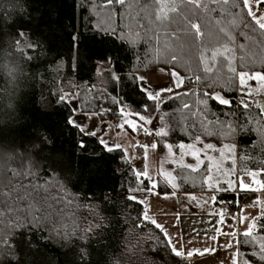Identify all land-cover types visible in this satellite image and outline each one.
<instances>
[{"label": "trees", "instance_id": "16d2710c", "mask_svg": "<svg viewBox=\"0 0 264 264\" xmlns=\"http://www.w3.org/2000/svg\"><path fill=\"white\" fill-rule=\"evenodd\" d=\"M151 3L0 0V179L12 181L0 188V264H192L144 218L135 198L169 193L170 187L159 177L154 184L138 177L121 148L109 150L70 124L74 110L60 99L66 93L74 96L78 112L100 122L119 120L125 112L139 122V116L152 120L160 114L169 130L157 137L158 151L167 143L182 159L171 167L177 192L208 191V162L198 166L199 159L228 145L235 149L238 173L257 172L264 184V99L239 97V74H264V36L229 27L234 43L228 42L215 21L226 23L232 15L219 10L196 11L212 20L210 35L196 39L193 32L182 42L163 32L157 36L154 16L141 11ZM226 7L251 22L243 0ZM222 42L232 48L235 71L217 57L205 72L200 47ZM107 63L111 74L100 91L94 86L97 66ZM157 69L175 71L183 83L149 99L138 74ZM25 191L32 196L19 199ZM236 192L220 191L215 204L237 211L241 196L250 192ZM262 243L264 214L250 236L239 235L238 264H264Z\"/></svg>", "mask_w": 264, "mask_h": 264}, {"label": "rangeland", "instance_id": "374dc122", "mask_svg": "<svg viewBox=\"0 0 264 264\" xmlns=\"http://www.w3.org/2000/svg\"><path fill=\"white\" fill-rule=\"evenodd\" d=\"M250 4L252 11L257 16L264 15V3H260L257 6V0H250ZM106 73H110V65L108 63L99 64L94 86L100 91H103L108 84L109 76ZM254 77L255 74L252 76L246 75L243 85L240 80V98L249 101L257 98L264 99V81ZM64 97L75 113H79L76 109L77 104L74 96L66 93ZM77 117L78 115L73 120H77ZM112 123L115 126H121L125 123L130 126V130H122L119 134L115 133L116 137H113V135L110 137L108 134H106V137L112 138L110 139L111 141H118L122 145L128 160L134 166L136 172L146 173V175H141V177L152 184L159 177L167 182L168 185L174 186L172 168L181 164L182 159L180 156L175 155L176 151L173 150L170 144L163 143L161 145L162 151H158L159 143L157 137L164 135H157L156 133L161 129L167 133L169 130V126L162 116L160 114L156 115L151 120V123H146V126L135 123V120L131 117H123L121 120L119 119ZM97 125L104 127L106 124H98L95 120H91L83 130L86 133H95ZM143 131L152 134L156 138V142L148 145H139L138 143V146L132 145L131 139L135 142L136 136ZM94 136L99 140L104 138L99 132L95 133ZM235 160V149L229 145L221 148L220 153L217 155L203 154L199 159L198 166L203 164L204 161L208 162L209 174L206 184L208 191L214 192V195L209 193L208 196L188 195L175 197L150 192L149 194L135 197L143 205L146 219L156 227L161 226L171 238L175 237L176 241H171L170 243L174 252H181L178 240L181 242L182 248H184L182 249L184 254L192 253L194 252L193 250L198 254L204 252L203 256L192 254L186 257V259L192 258V264H238L239 235H244L249 230V225L255 224L258 216L264 212V187H262L264 184L260 181L258 175L253 178L251 173L254 172L239 174ZM241 181L245 185L244 188L241 187ZM236 189L251 191L247 195L248 201L242 203L237 211L233 212L229 209L213 206L215 195L220 193V191ZM206 199L211 201V208L213 209L214 207V210H207ZM174 216L175 218H173ZM204 219L206 223L203 221ZM255 228L256 226L252 228L251 233ZM167 230L172 232V234ZM203 242H205L203 251L197 250L196 247Z\"/></svg>", "mask_w": 264, "mask_h": 264}, {"label": "snow or ice", "instance_id": "6c2138e0", "mask_svg": "<svg viewBox=\"0 0 264 264\" xmlns=\"http://www.w3.org/2000/svg\"><path fill=\"white\" fill-rule=\"evenodd\" d=\"M120 3L121 5L126 3V0H108V3ZM134 3H138V0H129V7H132ZM260 3H264V0H257V6H259ZM181 5L184 7L182 8ZM210 5H217L216 8L210 7ZM231 5V0H152L151 5H145L141 6V11L145 13V15H152L154 16V20L152 21L153 24L157 25L159 31L157 32V36L160 35L161 32L165 33L169 39H175L177 41H183V37H186L194 32V36L196 39H199L202 35H210V33L207 31V25L212 23V20L209 16H206L204 18H201L200 16L196 15V11L200 10L203 12H206L207 14H210L214 11L219 10L221 15H224L227 17V15H232L231 20H226L225 22H222L221 20H216V25H222L219 28V32L224 33V35L227 37V41L234 43V39L231 35V32L229 31V27L231 28H241L242 26V34L243 30L246 29L252 33H256L259 30V35L264 36V15L257 16L255 12L252 11V7L250 4V0H243L244 7L248 10L247 15L251 18V22H245L243 19L239 17L238 14H232L228 11V7ZM188 6H191V9L189 12H186L185 10L188 9ZM180 16H183L184 19H179ZM201 19L202 23H196L195 20ZM203 20H206L207 23H203ZM178 25L175 29H173L171 32H168L167 29L171 25ZM192 30V32H190ZM218 38V37H217ZM241 48L244 47V45H240ZM205 53H210V55L206 56ZM217 57H224L228 61V67L229 70L234 72L235 68L232 65V61L235 59L232 53V48L228 46L227 42H222L219 44L218 47H214L209 49L207 46L200 47V61L204 65L205 72H211L213 67H215V63L217 60ZM172 59H176V57H173ZM175 82L177 86H179L182 81L179 79L177 74L175 72L172 73ZM240 80L241 84L244 83V77L246 75H249L248 73H241ZM256 79L264 81V74H255ZM141 82V90L145 92L149 99H159L160 92L161 91H171V88H165L160 91H157L155 93L151 92L148 87L145 86L146 84V78L145 77H139L138 78ZM60 99L63 101L65 97L62 95ZM213 99L219 100L222 104H227L228 101L224 100L223 98L216 96L213 97ZM186 107V106H185ZM264 111V109H262ZM139 119L144 121L145 123H151L150 119H147L143 116H139ZM69 123L72 124L75 127H79L81 131H83V126L77 124V122L73 119L69 120ZM94 135L95 133H90ZM157 135H167V132H165L163 129H161L159 132L156 133ZM103 143V141H101ZM84 145L81 144V147ZM105 148H108V145H104ZM155 147V146H153ZM181 148H184V145L180 146ZM207 148L211 149L212 145H206ZM189 149H194V145H189ZM111 150V149H109ZM196 158L198 159V152ZM183 166V165H182ZM195 170V169H193ZM146 175V173H137V176ZM253 178H255L258 173H251ZM12 184V181L10 178H8L5 182L4 179H0V188L3 187H10ZM155 185H153L154 187ZM241 187L244 188L245 185L243 184V181H241ZM264 187V185H262ZM32 193L30 191H25L23 196H20L19 199H24L27 197H31ZM129 199H132V197H129ZM4 213L0 211V215H3ZM255 227V224L249 225V230L244 233L245 236L251 235L252 228ZM261 253L264 254V243L260 245ZM176 255H183L179 251H176ZM189 256L192 255L191 252L188 253ZM262 259H264V255H262Z\"/></svg>", "mask_w": 264, "mask_h": 264}, {"label": "crops", "instance_id": "0c3cea01", "mask_svg": "<svg viewBox=\"0 0 264 264\" xmlns=\"http://www.w3.org/2000/svg\"><path fill=\"white\" fill-rule=\"evenodd\" d=\"M173 72H175V71H167V70H165V69H157L156 71H154V72H149V73H141V74H138V78L139 77H145L146 78V84H145V86L146 87H148L149 88V90L151 91V92H153V93H155V92H157V91H160V90H162V89H165V88H171L172 90H174L175 88H179L181 85H182V83H183V78H182V76H180L178 73H176L177 74V76L179 77V79L182 81V83L179 85V86H177V84H176V82H175V79H174V77H173V75H172V73ZM162 92H169V91H161L160 93H162ZM76 109H78L77 107H76ZM76 115H78V117H77V120H75L76 122H77V124H79V125H82L83 126V129H84V127L86 126V125H88V123H89V121H91V120H95L98 124H101V123H103V124H106L104 127H101V125H97L96 126V128H95V133H97V132H99V134L101 135V136H104V138H103V140H100V141H103V145H108L109 147L107 148V149H114V148H121L123 151H124V149L122 148V145L118 142V141H114V140H110V139H112V138H107L106 137V134H108L110 137H111V135H113V137H116L114 134L116 133V134H119L122 130L124 131V130H130V126L128 125V124H123V125H121V126H115V125H113V123L112 122H114V121H109V122H100L98 119H97V117L95 116V115H93V114H81L80 112L79 113H75V111H74V118H76ZM123 117H127V118H129V114L128 113H123ZM123 117H121L120 118V120L123 118ZM125 119V118H124ZM127 120H129V119H127ZM131 122V121H130ZM135 123H137V124H139V125H141V126H146V123H144V121L142 122H139V121H136L135 120ZM83 132H84V130H83ZM143 132H145V131H143ZM139 133H141V132H139ZM95 135V134H94ZM131 144L133 145V144H135L136 146H138L137 145V142H136V139H135V142H134V140H132L131 139ZM148 144H150V143H148ZM148 144H145V145H148ZM158 148V147H157ZM124 153H125V151H124ZM125 155H126V153H125ZM127 157V156H126ZM158 178V177H157ZM166 184H167V182H166ZM168 185V184H167ZM169 187H170V189H171V192H169V193H164V194H166V195H170V196H175V197H178V196H194V195H199V196H202V195H205V196H208L209 195V193H211V194H213L214 195V192H210V191H206V192H197V193H180V192H177L176 191V187H175V183H174V186L173 185H168ZM237 190V192L236 193H238L239 191H241V190H238V189H236ZM249 192V191H248ZM251 192V191H250ZM252 193H254V192H252ZM262 193V192H261ZM264 193V192H263ZM207 200V202L206 201H204V202H206V206H207V210H214V207H213V209L211 208V201H208V199H206ZM251 200V199H250ZM216 206V207H221V208H225L226 210H228V208H227V206L226 205H216L215 204V199H214V201H213V206ZM264 214V212L260 215V216H258V218H257V220H256V223H255V226H256V224H257V221L259 220V218L262 216ZM144 218L146 219V217L144 216ZM173 218H175V216L173 217ZM146 220H148V219H146ZM149 221V220H148ZM204 222H205V219L203 220ZM228 221V220H227ZM206 223V222H205ZM203 224V223H202ZM175 227V226H174ZM162 232H163V234L165 235V237H166V239H167V241H168V243H169V245H170V243H171V241H173V242H175L176 240H175V237L174 238H171L170 236H168V234H167V232H166V230H164L163 228H161V226L160 227H158ZM169 229V228H168ZM167 231H169V230H167ZM170 232V231H169ZM170 234H172V232H170ZM171 239V240H170ZM205 242H203L202 244H199L197 247H196V249L197 250H202V249H204V246H205V244H204ZM178 244H179V248L181 249V252L180 253H182L183 255H181V256H183V257H188L189 255H188V253L187 254H184V252H182V249H184V248H182V246H181V242H179V240H178ZM194 252H192V254L193 255H199V256H203L204 255V252H200V254H198L197 252H195V250H193ZM203 251V250H202ZM176 253V252H175ZM185 255H187V256H185ZM190 261H192V258H188ZM214 264V263H213Z\"/></svg>", "mask_w": 264, "mask_h": 264}, {"label": "built area", "instance_id": "2783aa9c", "mask_svg": "<svg viewBox=\"0 0 264 264\" xmlns=\"http://www.w3.org/2000/svg\"><path fill=\"white\" fill-rule=\"evenodd\" d=\"M136 142L139 145H145V144H148V143L156 142V138L150 133L141 132V133H139L136 136ZM241 198L242 199H241L240 206L242 205V203H246V201H248V196L247 195H242Z\"/></svg>", "mask_w": 264, "mask_h": 264}, {"label": "water", "instance_id": "95a60500", "mask_svg": "<svg viewBox=\"0 0 264 264\" xmlns=\"http://www.w3.org/2000/svg\"><path fill=\"white\" fill-rule=\"evenodd\" d=\"M262 109H264V103L261 105V111H262ZM262 113H263V116H264V111H262Z\"/></svg>", "mask_w": 264, "mask_h": 264}]
</instances>
